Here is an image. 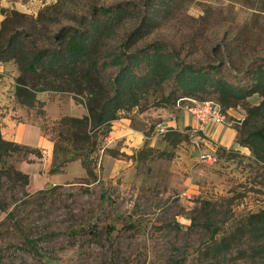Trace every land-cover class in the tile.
Masks as SVG:
<instances>
[{
	"label": "rangeland",
	"instance_id": "374dc122",
	"mask_svg": "<svg viewBox=\"0 0 264 264\" xmlns=\"http://www.w3.org/2000/svg\"><path fill=\"white\" fill-rule=\"evenodd\" d=\"M43 2L37 13L24 12L29 16L8 22L5 35L23 29L28 46L56 47L62 27H86L96 8L122 3L133 12L103 38L104 50L123 48L128 33L144 15L151 14L156 26L133 48L161 42L175 55L197 65L220 63L223 74L241 84L250 83L252 69L264 63V0ZM40 10L43 19L36 20L33 17ZM116 71V66H110L106 73ZM9 79L2 81L8 85L12 82ZM8 90L15 93L12 87ZM173 90L174 84L168 80L123 114L131 116L134 109L145 108L168 94L172 97L166 106L179 109L172 104L179 95ZM60 92L73 96L70 91ZM197 96L221 101L214 91ZM260 99L255 93L229 105L221 101L240 137L247 107ZM31 125L41 133L22 132V127ZM53 125H44L50 134ZM44 126L23 116L18 141L49 149L54 141ZM193 127H185L182 140L174 144L158 134L161 146L148 149L146 144L145 151L134 154L130 170L106 178L101 176L100 167L97 180L88 176L75 179L84 173L78 160L65 170L49 172L43 152L39 156L23 148L7 156L0 173V199L8 203L7 209L0 208V264H173L176 260L178 264H264L261 244L237 229L245 215L264 207V162L257 160L251 149L250 154L213 150L209 138L205 140L202 134L198 140L192 135ZM203 151H213L215 158H202ZM11 165L28 173L29 182L6 174ZM207 199L211 202L206 203ZM208 221L210 228L204 223ZM215 226L219 227L217 239L235 230L230 248L209 249Z\"/></svg>",
	"mask_w": 264,
	"mask_h": 264
},
{
	"label": "trees",
	"instance_id": "16d2710c",
	"mask_svg": "<svg viewBox=\"0 0 264 264\" xmlns=\"http://www.w3.org/2000/svg\"><path fill=\"white\" fill-rule=\"evenodd\" d=\"M42 10L32 17L36 20L43 19ZM132 12L133 9L122 3L96 8L94 15L88 18L86 27H62L57 33L59 45L56 47L28 46L23 38V29H14L8 36L5 35L9 29L7 23L29 16L27 13L15 10L4 18L0 27V61L13 59L19 64L16 101L34 105L38 101L39 91H70L88 109L82 116L64 114L53 122L51 136L54 140V162L49 171H62L68 162L80 159L86 168V175L80 178L88 176L99 179L102 152L117 154L105 142L113 121L125 115L124 111L139 106L151 89L168 80H172L174 84L173 92H179L176 99L182 96L198 97V93L214 91L224 104L229 105L233 100L260 94V101L247 107L240 142L251 149L257 160L264 162V63L252 69L250 83L245 81L241 84L229 80L223 74L220 63L197 65L175 55L161 42L133 48L156 26L155 17L151 14L144 15L141 22L128 33L123 48L111 46L104 50L103 38L111 35L115 27ZM110 66L117 67L115 74L106 73ZM171 97V94L165 95L163 99H156L145 108L138 107L137 111L154 106L167 107L166 103L171 101ZM223 108L226 112L224 105ZM161 120V117H156L150 128H156V123ZM169 127V131L163 134L167 136V140L173 144L182 140L183 131L170 125ZM44 129L48 132L50 128L44 126ZM149 146L148 149H153ZM23 148L26 152L42 155L39 148L6 138L0 119V173L7 156ZM165 152L167 153L164 150L163 153ZM11 167L13 168L6 170V174L22 178L25 183L29 182L28 173L12 165ZM205 202L211 201L207 199ZM0 208L7 209L8 203L0 199ZM9 214L14 216L12 211ZM204 223L206 227H211V222ZM237 229L249 233L254 241L261 244L259 249L264 250V244L261 243L264 242V207L245 215ZM217 232L219 227L211 233L213 242L208 246L209 249L223 251L230 248L235 230L219 239ZM26 240L30 243L34 241L29 236H26ZM173 264H178V261Z\"/></svg>",
	"mask_w": 264,
	"mask_h": 264
},
{
	"label": "crops",
	"instance_id": "0c3cea01",
	"mask_svg": "<svg viewBox=\"0 0 264 264\" xmlns=\"http://www.w3.org/2000/svg\"><path fill=\"white\" fill-rule=\"evenodd\" d=\"M44 2L43 0H0V24L5 18L7 11L16 9L22 12L37 13ZM0 73L2 74L0 77V93L4 98L0 99V119L2 122V132L6 138L18 141V133L23 116H27L37 123L40 121L44 126L45 124H51L64 114L82 116L88 112L83 105L84 103L77 101L71 94L66 95L64 94L66 92L55 90L39 91L37 93L38 101L34 105L19 103L16 101L15 93H11L8 90L9 87L10 89L12 87L15 92L16 77L20 74L19 64L13 59L0 61ZM7 76L10 77L9 81L11 80L12 82L5 85V82L3 83L2 80L8 79ZM133 111L131 116L122 115L115 119L111 131L105 138L106 145L113 147L117 151V154L109 151L102 152L100 162L101 176L103 177H113L122 171L130 170V165L134 162V154L136 153L137 156L138 151L146 144L150 146H161V142L156 140L159 136L156 129L154 128L153 130L150 128L151 123L155 121L156 117H161L165 123L182 131L188 125L194 126L197 123L193 115L185 109L172 110L167 107L154 106L141 112L137 111V109ZM51 112L52 114H50ZM35 127L31 125L28 128L22 127L21 130L29 134L41 133V129ZM46 133L51 136L49 132ZM203 135L206 136L205 138L203 137L205 140L209 138L212 141V146H210L211 148L213 146L215 147L213 150L224 148L228 150L234 149L244 154L251 153L250 148L240 142V132L234 124H211L207 134ZM201 137L202 134L198 135V140ZM53 149L54 142L49 149L42 150L43 158L46 159L47 166L49 165L48 170H50L54 162ZM211 153L214 154L213 151ZM76 160L81 162L80 159L72 161ZM70 162H68L65 169ZM85 175L86 168L84 167V173L75 179H79ZM189 181L188 179L187 182Z\"/></svg>",
	"mask_w": 264,
	"mask_h": 264
},
{
	"label": "built area",
	"instance_id": "2783aa9c",
	"mask_svg": "<svg viewBox=\"0 0 264 264\" xmlns=\"http://www.w3.org/2000/svg\"><path fill=\"white\" fill-rule=\"evenodd\" d=\"M174 105L179 109L189 111L196 119L197 123L192 129V135L196 137L201 134H207L211 124H233V121L228 119L222 103L214 98L182 96L176 99ZM155 129L158 134H165L169 131L170 127L165 121L161 120L156 123ZM201 157L215 158L211 152H203Z\"/></svg>",
	"mask_w": 264,
	"mask_h": 264
}]
</instances>
